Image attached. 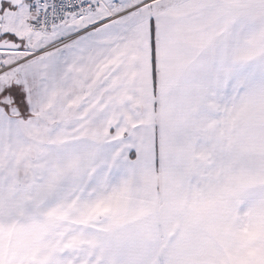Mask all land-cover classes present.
I'll list each match as a JSON object with an SVG mask.
<instances>
[{
	"label": "snow or ice",
	"instance_id": "obj_1",
	"mask_svg": "<svg viewBox=\"0 0 264 264\" xmlns=\"http://www.w3.org/2000/svg\"><path fill=\"white\" fill-rule=\"evenodd\" d=\"M0 264H264V0H0Z\"/></svg>",
	"mask_w": 264,
	"mask_h": 264
}]
</instances>
